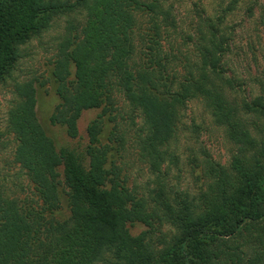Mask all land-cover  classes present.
I'll use <instances>...</instances> for the list:
<instances>
[{
    "label": "trees",
    "instance_id": "obj_1",
    "mask_svg": "<svg viewBox=\"0 0 264 264\" xmlns=\"http://www.w3.org/2000/svg\"><path fill=\"white\" fill-rule=\"evenodd\" d=\"M76 7L84 9L85 20L57 54L53 76L61 102L52 124L64 125L75 138L83 111L101 106L106 111L114 92H123L143 116L138 138L143 155L160 171L182 110L200 98L236 150L229 167L208 162L206 187L197 197H173L162 188L149 201L108 166L111 147L100 141L102 121L88 125L87 166L75 151L57 148L38 119L34 82H23L8 111L17 140L15 159L51 208L59 203L58 168L63 165L71 215L44 225L40 216L0 195V264H264V76L258 94L240 98L237 80L225 66L223 38L214 32L201 30L192 55L166 54L159 36L172 23L157 1L0 0V80L17 63L21 44ZM140 10L155 14V29L145 31L149 52L138 60ZM159 12L165 16L162 23ZM173 61L170 70L167 63ZM134 222L149 230L132 234ZM167 224L173 227L170 233L162 230ZM157 228L161 235L152 239Z\"/></svg>",
    "mask_w": 264,
    "mask_h": 264
},
{
    "label": "rangeland",
    "instance_id": "obj_2",
    "mask_svg": "<svg viewBox=\"0 0 264 264\" xmlns=\"http://www.w3.org/2000/svg\"><path fill=\"white\" fill-rule=\"evenodd\" d=\"M57 1L74 4L77 0ZM144 1H157L169 12L166 21H170L172 26L163 37L159 36V45L163 46L166 54L176 52L181 55L178 51L182 50L184 55H192L194 52L191 50L195 48L201 30L208 34L214 32L223 38L225 66L237 80V94L240 98L251 99L259 93L264 76V0H240L236 4H231V0ZM136 15V57L140 60L146 56L144 53L149 52L146 47L150 35L145 31H154L152 15L155 14L140 10ZM156 16L161 23L165 21L160 12ZM84 20L85 11L79 7L56 15L48 29L19 46L17 63L0 80V195L16 200L25 212H31L32 217L40 216L44 225L68 220L71 215L70 188L65 182L63 165L58 168L59 203L51 208L43 201L27 171L15 159L17 140L8 126V111L17 99V85L33 81L37 90L38 119L59 150L75 151L88 166L87 128L93 120L99 119L102 121L100 141L111 147L108 166H115L125 185L136 194L150 201L160 189L165 188L173 197L181 198L183 194L197 197L206 187L208 162L229 167L236 150L225 128L214 121L202 99L189 100L182 110L177 135L167 148L166 161L160 171L143 155L138 141L144 132L143 116L123 92H114L113 103L106 111L103 106L83 111L78 121L79 135L75 138L68 135L64 125L51 123L50 117L61 102L57 94L58 81L53 76L57 54L66 36L78 33ZM184 57L178 58L177 64ZM167 67L171 70L175 61L168 62ZM129 227L135 235L149 230V226L141 222L131 223ZM172 228L167 224L162 230L170 233ZM160 235L161 230L157 228L150 237L157 240Z\"/></svg>",
    "mask_w": 264,
    "mask_h": 264
}]
</instances>
